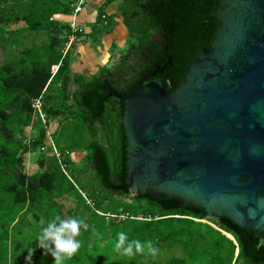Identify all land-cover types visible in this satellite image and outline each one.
<instances>
[{
  "label": "trees",
  "instance_id": "obj_1",
  "mask_svg": "<svg viewBox=\"0 0 264 264\" xmlns=\"http://www.w3.org/2000/svg\"><path fill=\"white\" fill-rule=\"evenodd\" d=\"M21 1L28 3L16 18L26 24L22 31L43 34L49 38V43L43 50L28 46L24 41L12 42L7 44L6 60L0 62V264H28L25 258L29 250H32L30 264H53L50 254L38 247L40 221L48 215L63 218L61 200L76 201V209L84 202L71 182L74 179L62 167L64 164L69 169L76 155L65 143L74 142L81 128L89 131L93 139L83 159L87 164L85 170L91 173V181L108 195L130 196L126 134L122 123L125 102L114 92L127 97L152 81L175 91L201 51L209 47L217 35L220 21L214 13L219 0H122L117 16L123 18L129 36L137 43L118 65L102 69L92 79L72 75V51L69 49L64 56L63 51L58 50L64 47L69 36L65 33L69 27L62 25L63 18L71 17L69 5H65L64 0ZM19 2L0 0V14L6 9H21L17 7ZM104 15L100 14L98 20L105 31L111 32L113 29L108 26L112 21L105 27ZM51 18L55 20L52 22ZM4 20L5 16L0 15V23ZM62 33L67 34L63 39ZM133 60H137L138 66L129 73V63ZM55 65L60 67L53 75ZM119 78L124 80L122 86H117ZM73 81L78 89L67 99H72L81 112V123L67 122L60 129L58 144H62V165L51 155L38 161L42 171L29 176L24 169L30 148L23 138L16 137L15 130L31 125L33 102L40 98L44 101L45 92L56 86L54 83L67 91ZM118 103L117 109L115 104ZM64 106L68 107L67 101ZM52 113L63 121L61 112ZM66 124L73 125L74 133L65 135L70 129ZM37 140L42 144L45 133L41 132ZM88 199H93V195ZM135 200L149 205L145 220L127 219L123 223L111 220L101 226L92 247L88 245L85 231L81 230L77 238L87 255L78 250L67 264H264V232L240 227L227 217L219 222L210 220L204 209L152 191L137 195ZM70 215L72 213L68 212ZM18 219L22 225L10 229ZM201 220L213 223L218 230L204 225ZM107 229L110 234L106 240L100 238ZM121 231L129 240L152 241L156 255L145 250L132 257H113L117 252L114 249L117 233ZM225 234L234 237L236 243ZM102 240L107 242L103 247L100 246Z\"/></svg>",
  "mask_w": 264,
  "mask_h": 264
},
{
  "label": "water",
  "instance_id": "obj_2",
  "mask_svg": "<svg viewBox=\"0 0 264 264\" xmlns=\"http://www.w3.org/2000/svg\"><path fill=\"white\" fill-rule=\"evenodd\" d=\"M214 15V41L175 91L152 81L114 92L125 102L127 182L134 196L182 199L263 233L264 0H219Z\"/></svg>",
  "mask_w": 264,
  "mask_h": 264
},
{
  "label": "rangeland",
  "instance_id": "obj_3",
  "mask_svg": "<svg viewBox=\"0 0 264 264\" xmlns=\"http://www.w3.org/2000/svg\"><path fill=\"white\" fill-rule=\"evenodd\" d=\"M19 1L20 2L17 7H20L21 9H18L17 11H15L12 8L6 9L3 10L4 12H2V14H0L5 16V20L2 23H0V62L1 63H3L8 56L7 44H10L12 42L22 43V41H24L28 46H32L34 48L40 47L41 49L45 50L49 43V38L43 34H36V33L22 31V27H26V24L24 22L18 21V19L16 18L22 14V10H24V8L28 7V3H24L21 0ZM78 2L79 0H72V1L64 0L65 5H69V9H70L69 14L72 18L76 16L74 11L76 8L75 5ZM119 18L120 21H123L122 17ZM62 23L64 27H67L69 25L66 24L65 22ZM118 24H122V22H118V20L115 21L113 19V21L110 22L108 28L112 27V29H114L116 26H118ZM79 29H77L76 31H78ZM55 31L57 34V29H55ZM65 31H66L65 33H68V35L70 33H73L71 27L66 28ZM65 33H62V35L63 36L67 35ZM63 38L64 37H62L61 39ZM75 39L71 35L70 38L68 37L67 39H65L66 42L64 47L63 48L61 47V49L58 48V50L63 51L65 56L69 49L70 51L72 50L74 41L76 42ZM136 43L137 41L134 38L130 37L128 33V39L124 49L123 50L121 49L118 52V54L116 55L114 54L113 57V60L115 59L114 65H118L123 59V57L129 52L130 48ZM129 65H130L129 73L134 72L138 66L137 60L136 61L133 60L132 62L129 63ZM55 66L52 67V73L54 71ZM123 81L124 80L122 78H119V81L117 82V86H122ZM54 85L56 86H52L51 89H48V91H46L45 89L46 92L44 96V101L41 100V111L38 112L34 108L31 125L26 128L17 127L15 130L16 137L23 138L24 142L27 143V145H29L28 147L30 148L29 153L27 154L28 163L27 166L25 165V169H24L25 173H27L29 176L42 171L38 165V161H41L45 159V157H50L52 155L53 145L56 148L58 147L59 151L62 149L61 147L62 144L61 145L58 144L59 137L62 132L60 130L61 127L67 122L74 123L76 125H79L81 123V112L75 107L72 99L70 100L69 98L67 99L69 94H72L74 92V89L77 88L76 85L74 84L70 85L67 91H62L61 85L58 83H54ZM64 101H67L68 107L64 106ZM33 107H34V102H33ZM115 107L118 109L119 103L115 104ZM47 111H49L50 113L48 114ZM55 111L61 112L63 114L62 115L63 121H59L60 117L56 118L53 115L52 112ZM66 126L67 128H70L67 130L68 132L65 134L66 136L68 134L74 133V130H72L73 125L66 124ZM41 132L45 133V140L43 141L42 144H38L37 139L40 138ZM92 139L93 138L91 134H89V131H87L85 128H81L80 132H78L77 135H75L74 142L73 140H71L70 142L72 143L70 142H68L69 144L65 143L66 144L65 146L68 149L72 148V154L75 153L76 155L73 156L74 164L70 166L69 169L64 164L63 167L65 171L67 170L66 174L71 175V177L74 179V181L71 180V182H73L77 190L81 193L84 202L80 209H76L75 208L76 201L68 202L66 200H61V203L64 205L63 218L72 217L77 219H84L85 222L89 225L88 230L85 231V238L88 241L89 247H92L95 244L94 241L95 238L97 237V233L101 231V226H105L111 220H118L121 223H123L127 219L145 220V217L147 216L146 213L150 209L149 205L146 204L145 202H139L135 200L136 196L132 194L130 196L114 195V194L108 195L103 190H101L95 183L91 181V173L85 170L87 164L84 161L83 157L85 155V151L87 150L88 144L91 142ZM34 149H36L35 151L36 153L31 152V150ZM72 154L70 153L69 156H71ZM90 194L93 195V199H88V196ZM68 212L72 213V215L68 216ZM153 212L156 215H158L156 209H154ZM49 219L51 218L48 215L47 217H45L44 220L47 221ZM201 222L204 225L212 226L216 230H218V227L216 225H214L213 223L207 220H201ZM21 225H22V221L18 219L14 224L10 226V229L13 227H20ZM42 227L43 225H41L40 228L38 229L37 231L38 234L40 233ZM205 231L206 228L204 226L203 232ZM109 234H110V230L107 229L105 234L100 236V238L105 239V237L109 236ZM105 240H102L100 242L101 247L107 244ZM79 250H82V255L84 256L87 255V251H85L84 245H81ZM116 255H121V254L119 252H116L112 256L116 257ZM35 257H37V255H35ZM86 261H88V259H86Z\"/></svg>",
  "mask_w": 264,
  "mask_h": 264
},
{
  "label": "crops",
  "instance_id": "obj_4",
  "mask_svg": "<svg viewBox=\"0 0 264 264\" xmlns=\"http://www.w3.org/2000/svg\"><path fill=\"white\" fill-rule=\"evenodd\" d=\"M121 2L122 0H86L82 12L76 19L63 18L62 22L69 24L68 26L71 27V23L75 21L76 25L78 24L80 27V29L77 28L78 31L72 29L73 33L68 36L70 38L72 35L74 39L76 38V42L74 41L72 46L73 51L71 50L70 69L72 75L92 79L102 69L116 66L114 65L115 59L113 60L114 54L116 55L121 49H124L128 39V30L117 16ZM102 13L108 15L109 21L114 19L122 24H118L111 32L103 30L104 27L98 20ZM72 84L77 87L74 89L75 92L78 85L74 81Z\"/></svg>",
  "mask_w": 264,
  "mask_h": 264
},
{
  "label": "clouds",
  "instance_id": "obj_5",
  "mask_svg": "<svg viewBox=\"0 0 264 264\" xmlns=\"http://www.w3.org/2000/svg\"><path fill=\"white\" fill-rule=\"evenodd\" d=\"M40 223L43 227L38 235V247L51 255L54 264H66L78 252L81 241L77 237L81 230L87 231L89 227L84 219L62 218L60 215L47 221L41 219ZM114 249L127 257L144 253L145 250L153 256L157 253L152 241L129 240L123 231L117 233ZM31 255L32 250H29L25 258L28 264L31 262Z\"/></svg>",
  "mask_w": 264,
  "mask_h": 264
},
{
  "label": "built area",
  "instance_id": "obj_6",
  "mask_svg": "<svg viewBox=\"0 0 264 264\" xmlns=\"http://www.w3.org/2000/svg\"><path fill=\"white\" fill-rule=\"evenodd\" d=\"M85 3H86V0H79V2L75 5L76 8H75V11L74 12H75V15L76 16L74 17V19H76L78 17V15L82 12ZM54 20H55L54 18H51V21L52 22ZM103 20H104V22H103L104 26L107 27L109 25V21H108L106 15L103 16ZM71 28L73 30H75V31L77 30L76 28H78V26L76 25V22L75 21L73 23H71ZM59 67H60L59 65H57V66L54 67L53 75L57 74V72L59 70ZM34 108L38 112L41 111V99H37V100L34 101ZM52 147H53L52 155L55 156L58 159V161L60 162V164L62 165V162H63V159H64L62 153L54 145ZM66 154L68 155L69 152H67ZM62 167H63V165H62Z\"/></svg>",
  "mask_w": 264,
  "mask_h": 264
},
{
  "label": "bare ground",
  "instance_id": "obj_7",
  "mask_svg": "<svg viewBox=\"0 0 264 264\" xmlns=\"http://www.w3.org/2000/svg\"><path fill=\"white\" fill-rule=\"evenodd\" d=\"M230 237H232L230 234H229Z\"/></svg>",
  "mask_w": 264,
  "mask_h": 264
}]
</instances>
